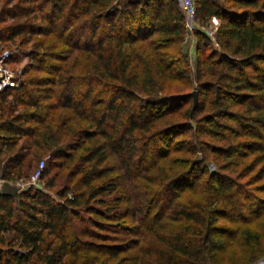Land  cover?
<instances>
[{
	"label": "trees",
	"instance_id": "trees-1",
	"mask_svg": "<svg viewBox=\"0 0 264 264\" xmlns=\"http://www.w3.org/2000/svg\"><path fill=\"white\" fill-rule=\"evenodd\" d=\"M195 1L198 20L221 22L223 52L199 56L193 77L179 0H3L0 40H37L20 86L0 93L1 176L50 158L44 187L0 192V264L263 256L264 198L240 179L264 163V0ZM182 131L192 139L172 147Z\"/></svg>",
	"mask_w": 264,
	"mask_h": 264
},
{
	"label": "rangeland",
	"instance_id": "rangeland-1",
	"mask_svg": "<svg viewBox=\"0 0 264 264\" xmlns=\"http://www.w3.org/2000/svg\"><path fill=\"white\" fill-rule=\"evenodd\" d=\"M220 1H222V3H224V0H220ZM14 4H15V1H13L10 6H13ZM2 5H3V0L0 2V7ZM196 24H197V30H195L194 32H191L186 28L187 33H186V38H185L186 51L189 53L190 70L192 72L193 77H194V75H196V73L198 71L197 63H198V57L199 56L203 55L204 53H206V54L210 53L211 51L223 52V49H222L221 44H220L219 39H218V32H219L221 22L217 18H212V19H210L208 21H204V22L202 20H197ZM198 33H199V35H198ZM201 35H202V38L199 37ZM200 39H201V41H200ZM36 40H37V36H36V38H34V40L31 43L24 45L23 44L24 43L23 36H20V37H17L14 41L8 42V46L10 48H13L16 51H18L17 57H16L17 66H18L17 68L22 70L23 72L27 68L30 67V65L33 61V58L31 55H32V52L34 49L33 44ZM199 41H200V44H202V46H201L202 50H199V47H200L199 43H198ZM203 45H204V48H203ZM204 49H206V50H204ZM31 75H39V74L32 70L29 72L27 77H30ZM22 76H23V74H22ZM195 91L198 92V90H195ZM195 91L193 90V92H195ZM193 92H191V93H193ZM213 96L214 95H213L212 91L208 92V93L204 92V93H202L201 99H202V101H205V99H208L206 102L209 103ZM7 102H8V104H10V102L12 103L13 97L8 98ZM194 105H195V102L194 103L191 102L189 104H184L183 108H187L190 106L192 108H194ZM19 109L20 110H18V111L21 112L22 108H19ZM232 111L234 113H236L238 116H241V113L243 112V108H242V106H235V107L233 106ZM204 114H202V115H204ZM242 116H244V112L242 113ZM169 118L170 119L173 118L174 119L173 122H176V121L178 122L181 120L178 117H176V115H172ZM233 123H235V122H232V124ZM193 134H194V131H192V132L191 131H185V132L182 131L180 133H177L175 135V138H173L172 147L175 145V143L177 141L192 139ZM206 139H208V138L206 137ZM209 141L211 144H214L215 146L223 144L222 142H218L217 140L209 139ZM194 142H195V144H199L198 141H194ZM21 144H22V142H21ZM198 148H200V146H198ZM256 156H251L249 158V160H246V162H244L243 165H240L239 169L241 170L242 167H244V165H246L247 163L252 161V159ZM198 157H199L200 161H202V162L204 161L203 165H202L203 168H205V166H207L213 172L217 171L218 164L213 158L207 159V156H205L202 151H200L198 153ZM49 158H50L49 156L43 157V159L47 160V165H48ZM40 162L41 161L36 162L33 166V169H31L28 174H25L24 176L18 178L17 180H20V181L27 180L28 177L30 176V174L32 173V171L39 166ZM263 166H264V163L259 164V166L256 167V170L254 172H252L250 174H246L248 176H245L242 179H240L241 184H246V183H248L247 181H249V180H251V182H254L253 185L247 186V187L249 190L253 191L255 193V195L259 198H264V192H259V191L264 190V174L263 173L258 174L259 170L262 169ZM56 172H57L56 168L52 170V174H54ZM1 173L2 172L0 170V176H1ZM226 174L229 176H232L234 178H237V176H233L231 172H226ZM40 185H41V187H44V184L42 182L40 183ZM49 191L51 193L55 194L56 190L53 189V190H49ZM188 191L189 190L187 189L186 191H183V193L184 192L189 193ZM187 193L184 194L182 197L187 198V195H188ZM250 264H252V263H250Z\"/></svg>",
	"mask_w": 264,
	"mask_h": 264
},
{
	"label": "built area",
	"instance_id": "built-area-1",
	"mask_svg": "<svg viewBox=\"0 0 264 264\" xmlns=\"http://www.w3.org/2000/svg\"><path fill=\"white\" fill-rule=\"evenodd\" d=\"M179 2L185 16V26L189 31L194 32L197 30L196 22L198 20L196 1L179 0ZM17 53L18 51L10 48L0 40V93L20 86L23 71L17 68ZM46 165L47 160H42L39 166L32 171L30 177L25 181L17 180L16 182H9L0 176V192L3 191L6 183L18 187L20 191H24L32 186L41 187V178ZM254 264H264V255Z\"/></svg>",
	"mask_w": 264,
	"mask_h": 264
},
{
	"label": "water",
	"instance_id": "water-1",
	"mask_svg": "<svg viewBox=\"0 0 264 264\" xmlns=\"http://www.w3.org/2000/svg\"><path fill=\"white\" fill-rule=\"evenodd\" d=\"M195 99V105L193 108V112L196 110L198 104H199V93L197 91L190 94ZM20 192V189L18 187L13 186L10 183H6L4 186V189L2 191L3 194L16 196Z\"/></svg>",
	"mask_w": 264,
	"mask_h": 264
}]
</instances>
